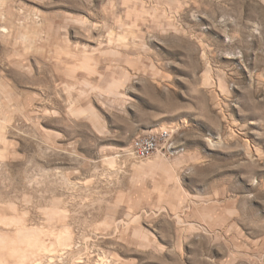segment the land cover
<instances>
[{
  "label": "rangeland",
  "instance_id": "1",
  "mask_svg": "<svg viewBox=\"0 0 264 264\" xmlns=\"http://www.w3.org/2000/svg\"><path fill=\"white\" fill-rule=\"evenodd\" d=\"M0 264H264V0H0Z\"/></svg>",
  "mask_w": 264,
  "mask_h": 264
},
{
  "label": "built area",
  "instance_id": "2",
  "mask_svg": "<svg viewBox=\"0 0 264 264\" xmlns=\"http://www.w3.org/2000/svg\"><path fill=\"white\" fill-rule=\"evenodd\" d=\"M169 135L164 133L162 137L167 138ZM159 146V139H155L154 137H142L138 138L134 141L133 147L136 150L137 154L141 158H147L150 156Z\"/></svg>",
  "mask_w": 264,
  "mask_h": 264
}]
</instances>
